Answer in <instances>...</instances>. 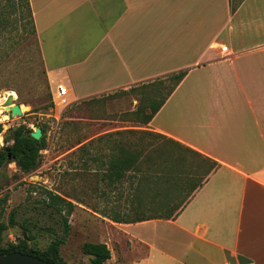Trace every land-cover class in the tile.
<instances>
[{"label":"crops","instance_id":"crops-1","mask_svg":"<svg viewBox=\"0 0 264 264\" xmlns=\"http://www.w3.org/2000/svg\"><path fill=\"white\" fill-rule=\"evenodd\" d=\"M28 7L50 90L65 86L67 107L185 73L149 123L94 125L77 149L94 142L95 176L128 177L98 158L119 156L143 132L214 164L199 168L200 184L170 219L127 224L94 213L106 228L97 242L110 251L106 263L133 256L124 264H264V0H28ZM135 227L155 232L139 237Z\"/></svg>","mask_w":264,"mask_h":264},{"label":"rangeland","instance_id":"rangeland-1","mask_svg":"<svg viewBox=\"0 0 264 264\" xmlns=\"http://www.w3.org/2000/svg\"><path fill=\"white\" fill-rule=\"evenodd\" d=\"M172 85L167 80L156 81L145 90L138 89L139 94L133 96L120 91L71 107H67V102L63 107L55 96L53 100L26 1L0 0V105L7 96H11L13 103L20 105L22 111L20 117L0 114L3 125L0 126V151L12 144V132L20 125L32 131L43 128L46 141L40 163L32 172L22 173L13 162H6L0 168V223L9 225L1 233L0 248L8 249L13 242L14 246L24 245L21 248L27 252H44L52 241L63 236L62 219L65 214L44 206L42 201H48L45 191L67 196V200L75 205L68 219V237L58 252L59 262L67 264H89V257L82 253V245L85 242L97 243L99 231L106 229L94 213L110 220L116 214L134 220L166 216L176 210L185 193L180 195L171 190L157 195L156 190L161 186L145 181L142 173L130 172L128 177L119 181L95 176L92 169L96 161L91 157L94 142L77 149L78 144L93 138L97 123L138 122L137 110L143 106L145 109L149 103L146 99L159 101ZM4 109L9 111L5 106ZM177 145L172 140L168 142L134 134L129 143L118 148L117 152L120 156L125 150L155 149L151 162L155 167L161 164L159 158L163 153L171 154L178 160L175 169L192 175L199 168L207 170L210 167L203 158ZM104 155L98 158L101 159L98 164L108 170L109 161L119 156H109L108 152ZM180 161L186 166L183 167ZM146 166L141 167L143 172H148ZM11 221L12 226L9 224ZM132 232L141 237L151 235L155 230L135 227ZM165 233L168 232L163 230L162 234ZM131 260L136 258L119 256L106 264H124Z\"/></svg>","mask_w":264,"mask_h":264},{"label":"trees","instance_id":"trees-1","mask_svg":"<svg viewBox=\"0 0 264 264\" xmlns=\"http://www.w3.org/2000/svg\"><path fill=\"white\" fill-rule=\"evenodd\" d=\"M25 1L28 7V0ZM29 14H30V9H29ZM30 18H31V14H30ZM184 75H185L184 72H180L165 79L171 82L173 85L171 86V88H169L167 94L161 97L159 101L154 102L150 98L146 99L149 102L146 104L145 107V109H148L147 113H145V109L143 110L144 106L143 103H141L143 107H140L136 113L137 115L140 116L138 122L147 124L151 121V119L158 112V110L166 100L167 96L172 92L174 87L180 83ZM150 85H142L139 88L131 89L127 92L126 91H121V92L133 96L134 94H139L137 93L138 89L145 90ZM140 102H143V100L140 99ZM40 130L42 132V137L39 140H35L30 137V133L32 132L30 128L24 125H20L17 128H15L12 132V141H13L12 144L4 147L0 151V168L6 162L8 163L13 162L22 173H30L33 170H35L38 167L42 157L41 151L46 148V141H45V137L43 136L44 129L40 128ZM142 135L154 139L167 140L169 142V139H167L166 137L151 132H143ZM174 144H178L177 146L179 148L190 151L191 153L194 154V156L201 157L198 153L192 151L187 147H184L183 145L177 142H174ZM139 149L134 151L128 150V152L125 150V152L123 154H120L118 158L110 160L108 165V170L122 171V172L125 171V172H131L132 174L142 173L143 174L142 176H144L145 181H150L161 186L160 187L161 189L156 190L157 195L161 194L162 191L171 192V190L176 191L180 195H183V193L185 194L187 193V195L184 194L185 198L181 199L179 202V205L183 204V202L190 195L191 191L200 184V180L196 181L195 183L198 172L192 175L189 172L184 173V171H177L175 169V166L177 165L176 162L178 160L174 159V157L171 154L166 155V153H163L162 156H160L159 159H161V164L158 165V167H155L153 164H151L154 157L155 149H150L147 151H143V148L141 147ZM8 156H10L9 159ZM205 161L209 162L208 160ZM180 163L182 164L183 167L186 166L183 161H180ZM143 165H147L146 168L148 172H143L141 170V167ZM210 167L212 169V167H214V164H210ZM107 178L109 180L115 179L116 181L122 179V177L119 175L116 177L107 176ZM183 187L184 188L188 187V189H183ZM185 190H187L188 192H186ZM45 193L47 195L48 201L46 200L42 201L44 203V206L47 208H52L58 214L61 213L65 214V216L62 219L63 236L52 241L49 244L47 250L44 252H39L35 250L31 252H27L26 250L21 248L24 245L18 247V246H14V243L12 242L11 243L12 246H10L8 249L2 250L0 248V255L19 252V253L38 257L42 260L50 262L51 264H67L65 262H59L58 252L60 246L65 244L66 238L68 237V233L70 231V225L68 219L71 216L75 208V205L71 201L67 200L68 198L67 196H61L51 191H45ZM172 216H173V211L171 213H168L166 216L155 215L151 217H141L134 220H127L126 217L120 214H116L114 215V217H112L111 220L117 223L135 224L150 219H170L172 218ZM9 224L12 226L13 222L11 221ZM8 226L9 225L7 224L0 223V242H1V233L5 229H7ZM22 244H25L24 241H22ZM82 253L89 257V264H105L106 261H108L111 257L109 249L103 243L85 242L82 245Z\"/></svg>","mask_w":264,"mask_h":264},{"label":"water","instance_id":"water-1","mask_svg":"<svg viewBox=\"0 0 264 264\" xmlns=\"http://www.w3.org/2000/svg\"><path fill=\"white\" fill-rule=\"evenodd\" d=\"M3 104L6 107L11 106L9 110L10 116L12 117L22 116L20 105L14 104L11 96H7ZM41 136H42V132L40 128H36L34 131L30 133V137L35 140H39ZM9 158L10 156H8V159ZM0 264H51V263L35 256L14 252V253L0 255Z\"/></svg>","mask_w":264,"mask_h":264},{"label":"built area","instance_id":"built-area-1","mask_svg":"<svg viewBox=\"0 0 264 264\" xmlns=\"http://www.w3.org/2000/svg\"><path fill=\"white\" fill-rule=\"evenodd\" d=\"M221 51L222 52L226 51V48H221ZM67 94H68L67 88L65 86L58 85L56 87L55 93L52 94L53 100L55 101V99H54V96H55L56 99H58L59 104H62V106L64 107L67 104V100H66L67 99ZM0 108H1L0 109V114H4L5 117L6 116L7 117L10 116V112L4 109V104L3 103L0 105ZM0 126H3L1 121H0ZM0 144H2L1 135H0Z\"/></svg>","mask_w":264,"mask_h":264},{"label":"bare ground","instance_id":"bare-ground-1","mask_svg":"<svg viewBox=\"0 0 264 264\" xmlns=\"http://www.w3.org/2000/svg\"><path fill=\"white\" fill-rule=\"evenodd\" d=\"M9 95H10V93H9ZM5 107H6V106H5ZM10 107H11V106H7L8 110H10Z\"/></svg>","mask_w":264,"mask_h":264}]
</instances>
